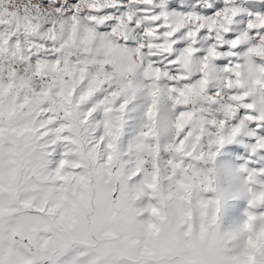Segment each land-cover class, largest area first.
<instances>
[{"label": "snow or ice", "instance_id": "1", "mask_svg": "<svg viewBox=\"0 0 264 264\" xmlns=\"http://www.w3.org/2000/svg\"><path fill=\"white\" fill-rule=\"evenodd\" d=\"M0 264H264V0H0Z\"/></svg>", "mask_w": 264, "mask_h": 264}, {"label": "rangeland", "instance_id": "2", "mask_svg": "<svg viewBox=\"0 0 264 264\" xmlns=\"http://www.w3.org/2000/svg\"><path fill=\"white\" fill-rule=\"evenodd\" d=\"M188 175L191 176V173L189 172ZM135 244H136V241H135V240H132V241H131V246H132L133 248L135 247Z\"/></svg>", "mask_w": 264, "mask_h": 264}]
</instances>
